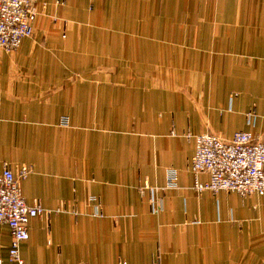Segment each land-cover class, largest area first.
Segmentation results:
<instances>
[{
    "label": "crops",
    "instance_id": "1",
    "mask_svg": "<svg viewBox=\"0 0 264 264\" xmlns=\"http://www.w3.org/2000/svg\"><path fill=\"white\" fill-rule=\"evenodd\" d=\"M34 7L33 33L0 48V171L30 167L22 194L46 209L23 263L264 264V193L197 190L186 134L264 139V0ZM11 238L0 222L5 264Z\"/></svg>",
    "mask_w": 264,
    "mask_h": 264
},
{
    "label": "built area",
    "instance_id": "2",
    "mask_svg": "<svg viewBox=\"0 0 264 264\" xmlns=\"http://www.w3.org/2000/svg\"><path fill=\"white\" fill-rule=\"evenodd\" d=\"M36 16L34 0H0V48L16 49L24 36L33 33ZM63 116L61 122L67 123ZM194 139V151L188 159V167L194 174L193 186L197 190L210 189L236 191L241 196L264 193V139L249 130H236L228 138L203 131L186 133ZM30 172L23 166L15 172L8 162L0 171V222L6 223L11 232L9 259L24 264L19 256V243L29 236V220L46 211L38 200L29 204L25 201L20 179ZM200 172L208 174L201 180ZM167 186L176 184V170L167 168ZM94 198V197H91ZM99 204V202H98ZM101 215V211H95ZM0 264H5L0 260ZM119 264H127L120 261ZM152 264H159L156 257Z\"/></svg>",
    "mask_w": 264,
    "mask_h": 264
}]
</instances>
